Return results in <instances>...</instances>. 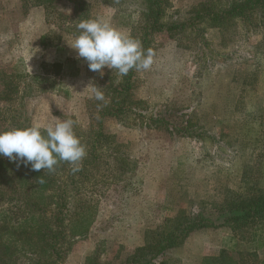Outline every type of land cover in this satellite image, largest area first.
I'll return each mask as SVG.
<instances>
[{"label": "rangeland", "instance_id": "374dc122", "mask_svg": "<svg viewBox=\"0 0 264 264\" xmlns=\"http://www.w3.org/2000/svg\"><path fill=\"white\" fill-rule=\"evenodd\" d=\"M82 1L87 19L105 18L127 35L139 20L141 0ZM203 1L166 0L162 20H184ZM73 9L67 0H0V131L15 121L43 130L59 118L74 119L77 136L100 126L104 135L107 157L70 202L75 211L90 205L91 224L84 236L72 235L73 225L57 264H264V246L251 253V229L222 224L237 195L264 188V21L253 14L224 28L202 22L155 34L154 63L135 78L133 113L99 125L103 101L90 85L108 99L118 77L90 71L70 47L80 22ZM115 151L123 174L112 166ZM125 157L134 163L126 175ZM201 219L213 226L156 254L178 220Z\"/></svg>", "mask_w": 264, "mask_h": 264}, {"label": "trees", "instance_id": "16d2710c", "mask_svg": "<svg viewBox=\"0 0 264 264\" xmlns=\"http://www.w3.org/2000/svg\"><path fill=\"white\" fill-rule=\"evenodd\" d=\"M67 1L74 6L77 20L88 18L87 3L82 0ZM141 3L139 20L129 36L138 39L145 50L151 49V39L155 34L185 31L195 28L197 23L205 22L211 27L224 28L236 25L233 22L240 19L250 20L253 14L264 21V0H205L194 6L186 19L168 23L163 21L166 0H141ZM115 73L118 81L108 85L110 95L99 107V125L105 118L121 117L133 113L136 108L137 102L132 93L138 72L132 70L123 77ZM26 127L29 125L15 121L0 132ZM78 137L86 148V156L76 172L72 171L74 166L67 162H59L53 172L43 169L37 172L31 170L30 165L25 167L23 163L0 156V206L7 203L0 213V264H57L64 253L67 233L73 229V225L72 235L87 234L92 221L91 214L86 213L90 205L81 204L80 211H75L76 208L70 202L72 198L76 200L75 196L84 188V183L91 180L90 169L101 165L107 155H102L104 151L99 149L104 141L101 126L92 136ZM113 154L116 151L110 155L112 166L116 168L117 165L116 171L123 174L124 168L118 165L119 158ZM133 168L134 163H127L125 157V175L132 172ZM39 178L43 183L39 182ZM126 179L125 188L130 186L129 179ZM73 207L74 211H71ZM227 208L223 225L235 233L251 229L258 236L254 251L251 252L254 256L255 250L264 246V188L254 193L247 191L237 195L227 204ZM209 226H213V222L208 219L193 222L178 220L172 230L161 235L154 250L157 255L163 254L181 244L193 230ZM241 252L238 253L240 260L245 257L244 251Z\"/></svg>", "mask_w": 264, "mask_h": 264}, {"label": "clouds", "instance_id": "9594fccd", "mask_svg": "<svg viewBox=\"0 0 264 264\" xmlns=\"http://www.w3.org/2000/svg\"><path fill=\"white\" fill-rule=\"evenodd\" d=\"M78 35L71 48L78 58H83L90 71L100 72L105 67L115 70L121 77L132 70L148 71L154 63L155 53L145 50L138 39L114 28L110 21L98 17L81 20L77 25ZM97 101H105L102 88L90 85ZM89 87V86H88ZM55 123L41 130L40 125L14 128L0 132V156L39 172L55 171L59 162L73 165L79 171L80 162L86 156V148L75 134L74 119L55 118ZM15 154V155H14ZM39 182L43 180L39 178Z\"/></svg>", "mask_w": 264, "mask_h": 264}]
</instances>
